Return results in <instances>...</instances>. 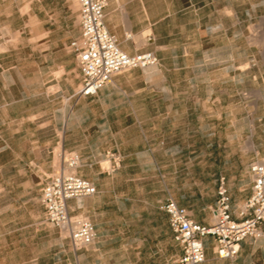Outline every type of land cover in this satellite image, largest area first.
Returning <instances> with one entry per match:
<instances>
[{"label":"rangeland","instance_id":"374dc122","mask_svg":"<svg viewBox=\"0 0 264 264\" xmlns=\"http://www.w3.org/2000/svg\"><path fill=\"white\" fill-rule=\"evenodd\" d=\"M146 2L154 12L144 16L149 49L177 67L153 110L140 113L165 121L145 129L166 153L160 172L127 166L100 196L105 238L99 250L97 239L87 248L91 264H178L163 195L210 213L220 176L233 203L250 191L248 164L258 152L248 147L258 144L251 122L264 112V0ZM78 14L75 0H0V264H74L66 234L41 222L40 190L61 162L76 101L78 84L62 66H77L69 46L80 38ZM142 84L135 78L128 87ZM127 107L122 120L135 118ZM98 165L105 172L106 157Z\"/></svg>","mask_w":264,"mask_h":264},{"label":"crops","instance_id":"0c3cea01","mask_svg":"<svg viewBox=\"0 0 264 264\" xmlns=\"http://www.w3.org/2000/svg\"><path fill=\"white\" fill-rule=\"evenodd\" d=\"M148 6L149 4L146 0H107L105 8L107 28L116 36L120 47L128 53L133 54L150 50L149 45L155 43V40L151 43L146 38V35H144V31H148L144 22V16L154 13L147 10ZM127 35H130V37H127ZM150 51H153L157 55L154 50ZM158 59L159 63L157 65L130 69L116 74L112 81L103 86L96 95L76 98L75 103L66 114L67 118L64 122V134L61 141L62 148L66 151L76 152L79 155L80 166L76 168V173L92 181L98 190L97 195L70 200L69 208L73 214L88 215L87 217L93 222L97 232V250L101 248L100 244H103L101 241L105 238L103 227L97 218V211L100 207L98 202L104 192L115 190V177L127 166L147 168L153 174L155 170L161 171V158L166 153L165 143L160 140L158 141L157 136L148 134L145 128L163 125L165 121L149 117L142 118L140 115L142 111L153 110L154 101L156 100L155 95L158 96L163 92H167L162 91L161 85L164 84L167 87L169 83L168 73L171 70L176 71L177 69V67L166 65L169 60L159 57ZM62 67L64 68V78L69 79L71 76L72 85L78 84V87L72 93L74 96L81 83L78 65L72 68H68L66 65ZM135 78L143 82L142 86L129 89V83ZM258 98L261 101L264 100V96L260 95ZM122 102L128 104L126 110L129 112L133 111L135 118L122 120ZM262 106L264 107V103ZM251 126H254L252 135L256 137L258 144L255 145V141L253 140L252 142L250 139L248 147L252 149L254 146H257L258 152L254 157L255 159L260 158V154L264 155V148L259 144V141H264L261 138L263 137L262 133H264L261 128L264 126V112L258 116L255 125L254 121H252ZM50 146L49 144V147H47L48 153H50ZM107 151H117L122 156L120 168L113 173L102 172L98 165L99 160L106 156ZM47 169L51 170L48 167ZM221 177L224 176H220L218 179L216 200L217 188ZM46 182L47 180L43 182V186ZM226 184L229 190L228 180H226ZM251 187L252 177L249 193L246 196L240 195L236 197L234 199L235 203L231 199L232 213L235 217L238 216L239 207L250 196ZM169 196H172L179 204L185 206L197 222L207 225L212 223L211 210L210 213L207 211L203 213L195 208H189L190 205L187 201L176 198L169 190L162 197L161 208ZM40 203L45 211L41 196ZM213 207L211 206L210 209ZM162 211L165 215L169 238L178 247V263L182 250L173 237L167 214L163 208ZM41 222L50 224L46 221L45 213ZM261 228L263 235L260 238H247L241 242L239 254L234 260L218 257L214 252L213 237H205L206 260L201 264H264V223L261 225ZM70 247V259L74 261V264H78V262L91 264V256L93 255L91 251L85 248L75 252L71 243Z\"/></svg>","mask_w":264,"mask_h":264},{"label":"built area","instance_id":"2783aa9c","mask_svg":"<svg viewBox=\"0 0 264 264\" xmlns=\"http://www.w3.org/2000/svg\"><path fill=\"white\" fill-rule=\"evenodd\" d=\"M75 1L81 33L80 38L73 40L69 47L75 55L81 83L74 97L94 96L116 74L159 63L153 51L131 54L120 47L105 22L107 0ZM61 155L58 168L42 187L41 200L45 207L46 221L59 227L70 240L73 250L78 252L95 242L97 232L88 217L70 211L69 201L93 196L97 193V187L76 173V168L80 166V157L76 152L64 150ZM105 157L108 162L106 172L113 173L120 168L122 156L119 152L107 151ZM249 171L252 177L251 194L239 207L237 217L232 213L225 177L219 180L216 204L211 209L212 223L209 225L197 222L189 210L172 196L167 198L162 208L167 214L173 237L182 250L178 264L205 262L204 238L207 236L213 237V248L218 257L234 260L243 240L257 239L263 235L264 158L252 160Z\"/></svg>","mask_w":264,"mask_h":264},{"label":"bare ground","instance_id":"6f19581e","mask_svg":"<svg viewBox=\"0 0 264 264\" xmlns=\"http://www.w3.org/2000/svg\"><path fill=\"white\" fill-rule=\"evenodd\" d=\"M259 97H260V95H259ZM259 99V98H258ZM258 103V101H256V102H254V104H257ZM251 124H252V122H251ZM60 156H61V154H60Z\"/></svg>","mask_w":264,"mask_h":264}]
</instances>
